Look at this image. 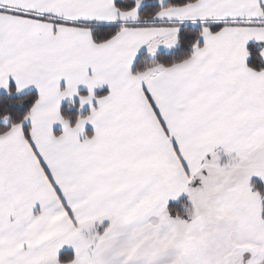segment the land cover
Segmentation results:
<instances>
[{
    "label": "snow or ice",
    "instance_id": "1",
    "mask_svg": "<svg viewBox=\"0 0 264 264\" xmlns=\"http://www.w3.org/2000/svg\"><path fill=\"white\" fill-rule=\"evenodd\" d=\"M0 264H264V0H0Z\"/></svg>",
    "mask_w": 264,
    "mask_h": 264
}]
</instances>
